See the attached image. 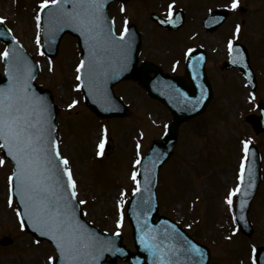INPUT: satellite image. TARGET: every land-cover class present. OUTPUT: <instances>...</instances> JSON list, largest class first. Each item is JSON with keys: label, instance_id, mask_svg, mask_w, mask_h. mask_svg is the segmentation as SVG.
<instances>
[{"label": "rangeland", "instance_id": "obj_1", "mask_svg": "<svg viewBox=\"0 0 264 264\" xmlns=\"http://www.w3.org/2000/svg\"><path fill=\"white\" fill-rule=\"evenodd\" d=\"M227 1L144 0V3L134 1L125 5L124 12H120L117 3H113L110 13L118 30L122 27L123 19L137 24L144 44L142 56L145 54L152 57L158 63H162L167 71L179 72V67L177 69L172 65L171 58L179 52L182 57V52L188 48L185 45L194 46L186 37L189 34L187 32L193 27V21L196 20L197 24L200 21L199 15L202 18L210 10L220 9L219 6L226 5ZM41 2L42 0H0V15L6 17V23L33 54L34 17L40 10ZM169 5H172V8L186 7V20L184 26L176 32L156 28L163 32L162 34L155 30L149 13L156 10L164 14ZM237 9L240 10L231 11V18L229 15L214 32H203L200 28V32L197 31L199 35L197 32L189 34V38L195 37L192 39L193 43L205 47L208 52L209 68L206 70L209 78L214 81L217 95L201 118L181 125L174 154L162 167L158 183L160 212L180 221L196 235V238L210 247L211 264H251L249 248L253 244L264 243V187L254 199L249 211L254 226L253 237L250 239L234 231L231 211L228 204H224L227 190L235 183V168L240 157L239 146L241 139H244L243 136L251 139L250 141H256L264 157V133L254 134L250 126L242 120L245 114L256 112L255 101L259 98L260 101H264L262 85L264 80L260 79V83L257 84L255 95L258 97L250 100L245 94L246 89L242 87L244 81L238 72L236 73L238 77H234L229 71L219 73L223 71L220 69V61L227 55L226 37L238 35L234 25L239 21L243 32L238 38L247 47L258 76L260 73L264 74V0L241 1ZM193 29L195 30L196 26ZM64 40L61 43V51L58 52L61 58L56 64L61 67L63 73L60 74V70L56 73L55 69L48 72L44 67L37 81L52 89L61 108L60 152L69 159V166L78 184V195L86 201L84 204L86 218L111 233L115 228V222L120 220V212L117 214L116 205L125 209L134 187L131 176L136 172L135 161L146 152L151 140L161 134L167 124L168 114L160 104H154L152 100L150 102L135 83L123 82L118 84L117 88L118 93L131 107L130 117L120 121L117 118L94 120L89 111L82 106L79 93L68 88L71 83L70 76L73 79L71 65L75 61V52L72 42L67 41L71 39ZM63 45L66 49L64 53ZM220 77L228 81L223 82ZM57 81L62 82L65 87L57 88L55 86ZM71 100L77 101V104L69 109ZM240 117L242 118L239 121ZM106 124L110 126L107 127V133L112 136L108 139L109 148L103 153L106 159L101 160L104 156L95 157V150L98 137L103 132L100 129L94 130L93 127ZM136 144L140 145L139 154ZM1 156L0 152V158ZM5 163L6 166H0V237L8 236L12 242L6 246L0 245V264H48V258L54 257L52 247L42 242L35 243L31 236L18 227L13 211L9 209L6 211L8 206L5 199L4 176L11 172L12 166L8 161ZM262 167L264 171V159ZM107 186L110 187L107 189ZM122 191L124 193L120 194ZM122 199L126 202L123 203ZM122 221L123 241L130 246V228L125 216Z\"/></svg>", "mask_w": 264, "mask_h": 264}, {"label": "snow or ice", "instance_id": "obj_2", "mask_svg": "<svg viewBox=\"0 0 264 264\" xmlns=\"http://www.w3.org/2000/svg\"><path fill=\"white\" fill-rule=\"evenodd\" d=\"M103 3L104 0H42L39 4L41 11L50 7L52 9L49 16L52 35L64 27H72L86 38L89 43V58L81 60L76 67V80L81 81L86 74L88 84L98 94L103 92V68L109 61V53L114 47H118L120 54L126 57V50L130 49L126 41L127 21L124 22L125 28L117 39L104 27ZM66 4H71L70 10L65 7ZM168 7L171 18L172 5ZM238 7V0H232L231 10ZM120 11H125L123 6ZM35 22L38 30L36 42L39 44L40 12L36 13ZM3 23L0 18V24ZM239 32L240 26L237 25L236 34ZM191 51L189 49V53ZM228 51L229 54L233 51L232 40L228 41ZM0 58L9 61L11 69L8 87L0 88V149L6 150L7 156L14 162L12 174L7 177L8 206L11 207L15 197H19L24 211L21 213L17 210L16 216H26L32 222L33 230L55 245L63 264H99L105 253L123 254L122 249L88 233L76 221L77 207L84 205L86 201L78 199V184L69 167L70 161L61 156L57 137L54 135L57 129L52 121L50 106L43 97L32 92L29 83L32 79L31 70L22 55L9 53L6 49L0 52ZM232 62L235 64L239 61L234 58ZM76 104L77 101H73L68 108L72 109ZM104 132L97 156L103 155L107 129ZM139 148L138 144V154ZM243 150L246 160L248 142H243ZM245 160L240 163V183L228 193L226 203L229 206L233 204L232 197L237 195L244 182ZM4 163V159L0 158V166ZM135 164H141V159L138 158ZM138 175L139 173L133 172L131 176L137 182L136 191L141 190L137 181ZM120 220H123V213ZM20 227L23 231V220ZM117 227H120V221L117 222ZM172 239L174 237L168 234L161 239L149 231L141 237L140 242L155 258L156 264H176L177 253L187 255L189 259L193 255L203 256L201 250L192 245L178 249L170 243L166 248L162 247V240ZM35 243L39 244L40 241L36 240ZM55 258L49 257L48 264H53Z\"/></svg>", "mask_w": 264, "mask_h": 264}, {"label": "water", "instance_id": "obj_3", "mask_svg": "<svg viewBox=\"0 0 264 264\" xmlns=\"http://www.w3.org/2000/svg\"><path fill=\"white\" fill-rule=\"evenodd\" d=\"M109 1L110 0H104L102 13H103V18H104V27L106 30H109L111 32L110 25L107 23V21L105 19L106 18L105 17L106 5ZM123 1H125V0H123ZM65 7H67L70 10L72 6H71V4H66ZM51 11H52V9L50 7L48 9H44V11L42 12V19L44 22V38H45V41L51 43V44L49 43L50 48H51V52L48 51V49L45 45L46 53H52L55 50L57 43H58V40L61 37V35L64 32L68 31V32L73 33L79 37V39H80L79 44L83 50L84 60H88V58H89V43L86 41V38L80 34L79 31L73 30L72 27H64L60 31L56 32L55 35H52L50 33L49 16H50ZM0 32H2L1 28H0ZM0 36H1V34H0ZM126 41L130 45V49L126 50V57L122 56L120 54V50L118 47H114L113 50L109 53V61L104 65V68H103V72H104L103 81H104V83H103L102 94H98L94 89H92L91 86L87 82L86 74L83 75L82 89H83L85 96H86V102L99 115L110 116V115L118 114V112L114 111L115 108H114L113 104H116V101L113 99L110 89H111V85L114 84L115 82H117L121 78H137V79H139L140 83H142L144 86H146L147 88L150 89L152 94L154 93L151 90V84H152L153 79L152 78L148 79L146 76V72H147L149 67L147 65H142L140 68H137L135 66V61H136V56H137V48H138V38L133 37L131 34H127L126 35ZM8 51H9V53L14 52L17 55H22L25 58L27 66L31 70L32 79H30L29 83L31 85L32 92L37 96L43 97L48 102L50 109H51L52 121L56 127L55 115H56L57 111H56V108L51 105V102H50L51 98H50L49 94L46 91L40 90L38 87H36L32 84L33 77L35 76L36 71H37L35 64L29 59V57L27 55H25L22 52V50L18 49L17 47L10 48ZM5 64H6L5 78L0 77V88H6V87H8V85L10 83V71H11L10 62L5 60ZM86 71L87 70H85V73H86ZM156 73H155V78L160 76L159 73H157V74ZM174 82H175V84H178V85L181 84V82L178 80H176ZM181 119H182V117H178L177 123ZM175 127H176V125L173 127V130H175ZM54 135H56V137H57V131ZM167 135H169V133ZM172 135L174 137V134H172ZM168 144H170V146H172L171 141H168L164 138L162 142H157L156 146L159 147L160 149H164V154L168 153V155H169L171 152L170 151L171 149L169 148ZM166 158L167 157L162 158L157 163L156 167H158L160 165V163L163 160H165ZM64 179L66 182L67 178L65 177ZM18 201H19V197H18ZM19 203H20V201H19ZM20 205H21L22 213H23V211H24L23 206L21 203H20ZM79 211H80V209L78 206L77 212H76V221L88 233L93 234L94 236L98 237L102 241L110 242L112 245H114L115 248L122 249L123 254H120V253L112 254L111 252L105 253L103 255V257L101 258L100 262L102 260H104L106 258V256L111 257V259H114L115 256H120L122 258H128V260H130L134 264H142L143 261H141V259L145 255H147L149 257H153L152 255H150V253L147 250H145L143 244H141V242H140L141 237L145 236V234L149 233V231H151V233L153 235H158V232H161L163 230V226L152 224V217L154 215L153 212H148V216H146L145 218H141L139 215H137L135 213H131L130 219L134 225L135 238L137 240V245H138V251L136 253L131 254V253L124 251V249L122 247L116 246L115 239L104 236L103 234L96 232L91 227H89L87 229L86 228L87 226H85L83 223H81V221L79 219ZM23 219H24L25 225H26L28 230L32 231L34 234H36L39 237H43V236H40L39 233H37L33 230L32 222L29 221L26 216H23ZM167 232L169 233V235H174L175 234V228L167 227ZM171 241H172V244H174L176 248H178V249L182 248L183 243H182V237L181 236H179V238H177L176 240H171ZM164 244H165V248H166L167 244L166 243H164ZM188 245L195 246L191 242H188L186 247H188ZM178 254L179 253H177V256H178ZM177 256H176V258H177ZM100 262H99V264H100ZM55 264H63V260L58 256V258L55 261ZM143 264H147V263L143 262Z\"/></svg>", "mask_w": 264, "mask_h": 264}]
</instances>
